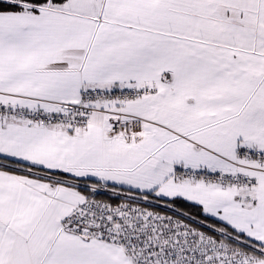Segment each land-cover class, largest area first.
I'll list each match as a JSON object with an SVG mask.
<instances>
[{"label":"snow or ice","instance_id":"6c2138e0","mask_svg":"<svg viewBox=\"0 0 264 264\" xmlns=\"http://www.w3.org/2000/svg\"><path fill=\"white\" fill-rule=\"evenodd\" d=\"M0 264H264V0H0Z\"/></svg>","mask_w":264,"mask_h":264}]
</instances>
